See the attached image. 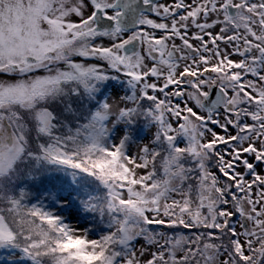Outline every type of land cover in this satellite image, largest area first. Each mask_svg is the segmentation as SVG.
I'll return each instance as SVG.
<instances>
[{"label":"snow or ice","instance_id":"1","mask_svg":"<svg viewBox=\"0 0 264 264\" xmlns=\"http://www.w3.org/2000/svg\"><path fill=\"white\" fill-rule=\"evenodd\" d=\"M0 250L264 264V0H0Z\"/></svg>","mask_w":264,"mask_h":264},{"label":"trees","instance_id":"2","mask_svg":"<svg viewBox=\"0 0 264 264\" xmlns=\"http://www.w3.org/2000/svg\"><path fill=\"white\" fill-rule=\"evenodd\" d=\"M120 84V86L123 88V90L125 91V88L123 86V81H116V80H112L106 83V85L104 87H102L100 89L101 92L105 93V96H109L111 91H112V87L114 85ZM74 110H80V105L79 104H73L72 105ZM67 115H71V114H67ZM84 121L82 119L79 120V123H83ZM77 124V121L72 120L71 121V126L73 128H75ZM155 125L154 123H149L147 120H145L144 118H140L138 119L131 127V132H132V137L133 136H137V137H141L147 133V130L152 126ZM50 171H52L50 169ZM64 180H68L69 182L71 181V177L70 176H65L64 174L61 173H53V176H48L45 175L43 177H39L36 181V183L30 185V191L32 194V201L33 202H39L36 198L38 197L40 201H43L46 205L49 203L45 197L47 196V191L46 189L49 188L52 184H55L57 182H62ZM83 215V213H81ZM88 219H92L91 216L88 217ZM13 251L12 250H1V254H0V264H8L3 260V255L6 254L5 257L11 255ZM16 262V261H15Z\"/></svg>","mask_w":264,"mask_h":264},{"label":"rangeland","instance_id":"3","mask_svg":"<svg viewBox=\"0 0 264 264\" xmlns=\"http://www.w3.org/2000/svg\"><path fill=\"white\" fill-rule=\"evenodd\" d=\"M92 62V61H89ZM114 91L116 94L118 95H123L124 94V90L123 88L120 86V84L114 85L112 87V91L109 95L112 96L114 94ZM111 102V100H110ZM119 128L117 130L113 129V139L116 140L118 142L119 138L122 135V131L121 129H123V125L118 126ZM154 133H155V125H152L148 130L147 133L141 137H137V136H133L132 137V143L129 144V152L131 154H135L138 151V145L142 146L143 144H150L152 138L154 137ZM53 210L55 211L56 209L53 208ZM77 213V209H70L68 210V212L66 213V215H71V214H76ZM81 216H83L80 213ZM85 221L83 219H81L80 223L83 224ZM13 252L11 253V255L6 256L3 255V260L8 263V264H30V262L26 259H21V253L18 250H12ZM0 254H1V250H0ZM16 261V262H15Z\"/></svg>","mask_w":264,"mask_h":264},{"label":"flooded vegetation","instance_id":"4","mask_svg":"<svg viewBox=\"0 0 264 264\" xmlns=\"http://www.w3.org/2000/svg\"><path fill=\"white\" fill-rule=\"evenodd\" d=\"M161 2H164V0H161Z\"/></svg>","mask_w":264,"mask_h":264}]
</instances>
